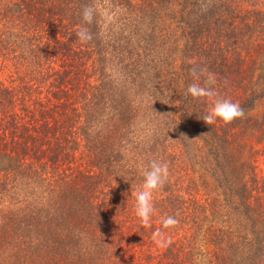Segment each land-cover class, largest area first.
<instances>
[{
    "label": "trees",
    "instance_id": "trees-1",
    "mask_svg": "<svg viewBox=\"0 0 264 264\" xmlns=\"http://www.w3.org/2000/svg\"><path fill=\"white\" fill-rule=\"evenodd\" d=\"M215 98L244 116L206 124ZM0 264H264V0H0Z\"/></svg>",
    "mask_w": 264,
    "mask_h": 264
},
{
    "label": "clouds",
    "instance_id": "clouds-1",
    "mask_svg": "<svg viewBox=\"0 0 264 264\" xmlns=\"http://www.w3.org/2000/svg\"><path fill=\"white\" fill-rule=\"evenodd\" d=\"M96 15L97 10L94 5H86L81 10L82 24L75 31V36L83 44L93 39V35L87 25L93 23ZM191 71L195 81H200L201 77L204 76L203 69L197 71L196 68H193ZM215 84L216 79L214 75L209 73L207 76H204L202 83L194 82L188 85L185 95L193 99L217 97ZM243 116L244 111L239 103L227 98H215L210 107L198 118L202 119L206 124L211 125L217 120L230 123ZM168 176V164L158 159L151 160L148 167L144 170L142 186L132 194L135 201V216L139 219L142 226H150V220L154 212L153 193L163 186ZM161 223L163 228L167 229L174 227L178 223V220L175 216L167 215L162 218ZM151 238L157 247L160 248H167L171 243V240L159 229L152 233Z\"/></svg>",
    "mask_w": 264,
    "mask_h": 264
}]
</instances>
